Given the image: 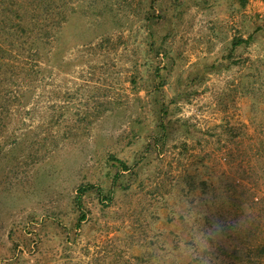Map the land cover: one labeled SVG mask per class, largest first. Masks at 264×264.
Returning a JSON list of instances; mask_svg holds the SVG:
<instances>
[{
    "label": "rangeland",
    "instance_id": "374dc122",
    "mask_svg": "<svg viewBox=\"0 0 264 264\" xmlns=\"http://www.w3.org/2000/svg\"><path fill=\"white\" fill-rule=\"evenodd\" d=\"M241 5L87 0L70 9L38 78L0 99V264L125 263L148 202L162 214L155 232L184 237L188 224L156 205L157 193L181 196V176L237 189L243 211L264 224V0ZM239 37L248 42L234 48ZM66 105L92 122L53 140ZM111 155L130 171L115 178ZM191 202L178 207L190 215Z\"/></svg>",
    "mask_w": 264,
    "mask_h": 264
},
{
    "label": "trees",
    "instance_id": "16d2710c",
    "mask_svg": "<svg viewBox=\"0 0 264 264\" xmlns=\"http://www.w3.org/2000/svg\"><path fill=\"white\" fill-rule=\"evenodd\" d=\"M83 1L87 0H0V99L4 97V92L10 96L11 85L16 81L20 83L18 91L21 93L23 84L38 78L48 46L67 21L70 9ZM241 3L243 8L247 0H241ZM245 41L248 42V39L239 37L233 42V47ZM160 77L159 69L155 78ZM158 83L162 85L163 81L160 79ZM17 95L18 92L14 94L15 98ZM61 107L65 109L64 112L52 119L56 131L50 133L53 140L58 137L63 139L75 133L82 123L89 124L91 121L87 114H82L76 108L69 105ZM110 159L116 161L118 166L115 178L120 171H130L129 160L117 155H111ZM195 177H179L182 178L177 180L181 196L174 189L166 191H169V199L165 193H157L156 205L167 209L165 218L168 221L182 218L188 224L186 231H182L185 236L181 237V231L174 233L172 230L170 232L175 234V238L170 242L169 234L165 237V232H155L151 223L160 219L162 214L154 202H148V206L140 210L144 212L143 224L139 226L141 222L136 223L138 226H134L131 233L132 246L138 251L122 264H159L160 257L173 259L170 264H264V224L261 226V219L243 211L244 202L239 200L242 193ZM95 189L105 200H112V196H103L99 188ZM80 190L77 209L83 221L87 217L82 201L86 189ZM193 199L197 201V207L192 214L178 207L180 202L189 204ZM258 230L259 239L255 243L252 237H256ZM179 253H188L190 260L181 262ZM108 264L121 263L115 261Z\"/></svg>",
    "mask_w": 264,
    "mask_h": 264
}]
</instances>
